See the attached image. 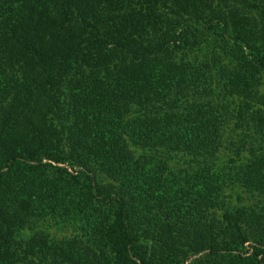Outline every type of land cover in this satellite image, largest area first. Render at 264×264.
I'll list each match as a JSON object with an SVG mask.
<instances>
[{
	"label": "trees",
	"instance_id": "trees-1",
	"mask_svg": "<svg viewBox=\"0 0 264 264\" xmlns=\"http://www.w3.org/2000/svg\"><path fill=\"white\" fill-rule=\"evenodd\" d=\"M217 1L0 0V264H264V10Z\"/></svg>",
	"mask_w": 264,
	"mask_h": 264
},
{
	"label": "rangeland",
	"instance_id": "rangeland-1",
	"mask_svg": "<svg viewBox=\"0 0 264 264\" xmlns=\"http://www.w3.org/2000/svg\"><path fill=\"white\" fill-rule=\"evenodd\" d=\"M242 1L244 0H225V1L223 0V1H217V3L225 13H229L231 9L230 7L232 6L236 7V5H238V3ZM247 2H249L248 3L249 7L245 8L241 3L242 5L241 8L243 7L245 11L248 10V12H251V14L254 15L255 17L259 15L258 11H260L261 14L262 13L261 10L262 9L264 10V0H254V1L247 0ZM244 10L242 9L241 11L244 12ZM227 124H228L227 126L228 137H226V140H228L227 143L230 144L229 148H231L232 145L237 146V148L234 151H230L228 153L229 156H232L235 152H237V150L238 153H246V151H248L250 148H252L257 144L256 143L257 136L254 135V128L252 127L250 122L245 120L244 117H240V116L230 117V121H228ZM44 163H49L51 164V167L53 166L54 168L67 167L66 164H58L48 160H44ZM77 169L68 168L67 171L70 173L68 176L70 177L71 174L75 175L76 174L75 171ZM46 171L54 172L55 170L47 167ZM235 172L236 170L230 171L229 179H233L236 176ZM70 180H72V178H70ZM85 182L86 179L83 178L82 184ZM233 182H235V179L233 180ZM235 192L236 193L234 194L233 198L231 199L228 205H226V199H223L224 203L220 206V209H218V211L215 212V217H220L222 212H224V210H226L227 212L231 213L232 216H234V211L236 209L250 206L252 204V200L254 201L255 204L258 205L257 200L251 199L250 196H246L244 191H241L240 189H235ZM40 214L27 217V219L29 220L25 221L23 223V227L21 228L24 232L23 235H21L23 236V238L41 237L47 243L52 241L59 242L60 240H62V241H68V242L84 245L86 241V237H85L86 231L83 229V226L79 223L80 221L72 222L68 220V218L52 220L54 216H51L50 214L48 215L47 214L40 215ZM251 244L253 243L246 242L244 244V249L246 252L252 251ZM32 262L38 263V260L34 257L32 259Z\"/></svg>",
	"mask_w": 264,
	"mask_h": 264
}]
</instances>
